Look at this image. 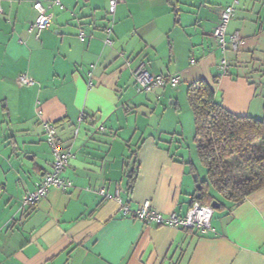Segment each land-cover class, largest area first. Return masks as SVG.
<instances>
[{
	"label": "crops",
	"instance_id": "1",
	"mask_svg": "<svg viewBox=\"0 0 264 264\" xmlns=\"http://www.w3.org/2000/svg\"><path fill=\"white\" fill-rule=\"evenodd\" d=\"M35 1L0 0V264H264V187L237 203L211 187L222 206L206 232L131 216L144 200L185 214L194 173L206 177L190 82L205 78L227 110L264 121V0H239L226 36L243 42L224 53L213 29L231 0H119L113 14L108 0H38L54 16L39 37ZM141 63L180 82L138 91ZM44 120L72 154L61 173L71 186L26 207L22 195L51 168Z\"/></svg>",
	"mask_w": 264,
	"mask_h": 264
},
{
	"label": "trees",
	"instance_id": "2",
	"mask_svg": "<svg viewBox=\"0 0 264 264\" xmlns=\"http://www.w3.org/2000/svg\"><path fill=\"white\" fill-rule=\"evenodd\" d=\"M186 98L194 119L193 141L206 170L205 179L198 180L199 195L193 200L209 205L214 202L220 207L222 204L209 191L211 187L234 203L264 187V121L227 110L205 78L187 85ZM136 173L134 158L128 170L129 186Z\"/></svg>",
	"mask_w": 264,
	"mask_h": 264
},
{
	"label": "built area",
	"instance_id": "3",
	"mask_svg": "<svg viewBox=\"0 0 264 264\" xmlns=\"http://www.w3.org/2000/svg\"><path fill=\"white\" fill-rule=\"evenodd\" d=\"M118 1L108 0L109 14H113ZM52 2L60 5V0H52ZM238 4L239 0H231L228 5L224 6L221 10L220 18L213 29V35L222 53L228 48L237 51L243 42V37L238 31H234L226 36L227 23ZM33 6L37 10V15L31 28L34 29L36 37H39L41 31L52 24L54 16L52 12L48 11L50 5H44L41 1L37 0L33 3ZM0 12H2L1 7ZM109 31L110 28L107 29V32ZM79 38H83L82 32L79 33ZM105 41L111 43L108 37ZM218 67L222 73L226 72L227 64L224 58L220 60ZM133 77L136 89L143 92H150L165 86L176 87L180 82V76L178 74H153L142 63L133 70ZM17 80L21 85L28 86L34 83V80L25 73H20ZM42 126L45 141L49 145L52 154L51 168L49 171L44 172L41 180L33 190L22 195L21 202L26 207L37 204L41 198L46 196L51 188L65 190L71 186V181L63 177L61 173L69 163L72 154L69 150L62 148L53 121L44 120L42 121ZM100 193L105 194L103 189H100ZM105 195L111 197L110 194ZM121 211L125 215L130 212L126 204H121ZM213 213L214 208L212 205L202 204L197 200H193L183 215H179L174 211L164 214L156 209L149 200H144L138 205L131 216L147 224L168 225L175 228L197 229L206 232L212 229L211 220Z\"/></svg>",
	"mask_w": 264,
	"mask_h": 264
},
{
	"label": "water",
	"instance_id": "4",
	"mask_svg": "<svg viewBox=\"0 0 264 264\" xmlns=\"http://www.w3.org/2000/svg\"><path fill=\"white\" fill-rule=\"evenodd\" d=\"M193 177H194V179L196 180V188H197V192L195 193V195L198 196V195H199V189H200V187H201V183L198 181V175H197V173H194ZM211 205H212L213 207L216 206L214 202H212Z\"/></svg>",
	"mask_w": 264,
	"mask_h": 264
}]
</instances>
